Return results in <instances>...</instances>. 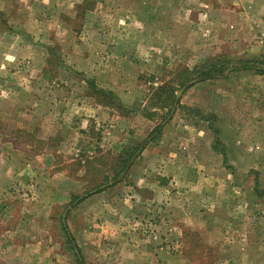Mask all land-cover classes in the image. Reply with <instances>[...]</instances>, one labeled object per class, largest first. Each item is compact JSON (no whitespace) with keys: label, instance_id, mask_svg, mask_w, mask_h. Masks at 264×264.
<instances>
[{"label":"rangeland","instance_id":"obj_1","mask_svg":"<svg viewBox=\"0 0 264 264\" xmlns=\"http://www.w3.org/2000/svg\"><path fill=\"white\" fill-rule=\"evenodd\" d=\"M19 1L20 7L15 2L8 11L11 24L5 22L4 27L23 35L28 49H21L23 61L0 74V89L21 92L22 105L27 106L20 121L14 116L6 123L0 120V130L13 145L31 146L35 152L50 143L51 124L46 118L39 121L31 107L39 102L41 92L46 99L53 96L58 102L54 118L60 124L52 140L64 142L65 148L77 145L86 151L81 156L72 151L76 160L68 163L70 171L77 173L81 168L84 182H92L89 187L77 184L75 194H83L97 186L93 183H110L116 158L148 138L178 99L161 133L146 145L176 160L183 168L181 177L193 181L192 186H178L174 192L180 190L179 198L189 193L197 198L208 196L202 203L208 212L226 203L219 210L234 214L228 215L229 223L234 219L235 225L243 223L241 226L255 230L256 236L264 233V197L256 191L257 182L264 190V74L230 72L198 81L205 66L221 59L264 61V0ZM4 18L7 13L0 11V22ZM30 47L44 55L40 66L26 57L33 51ZM44 66L48 70L45 76L39 71ZM101 89L113 96L99 93ZM71 99L75 106L69 104L68 108L62 103ZM89 100L104 107L105 123L97 125L90 113H85L91 106ZM11 109L9 103L5 110ZM115 125H119L116 131ZM83 129L88 131L83 133ZM4 142L1 138L0 146ZM2 159L0 153V162ZM208 162L219 165L217 173L207 170ZM138 173L137 169L132 182ZM212 176L218 182L233 180V185H205ZM5 190L2 193L0 187V212L7 214L0 217V225L8 222L35 230L27 236L32 243L44 238L60 248L64 264H77L61 226L65 207L54 212L57 217L40 220L34 189L17 183ZM119 193L123 194V189ZM157 226L151 219L139 220L145 234L142 240H150ZM189 241L197 248L188 256L198 260L202 238L193 234ZM11 246H0V261L27 264L26 259L18 261L22 250H10ZM33 253L38 254L36 250Z\"/></svg>","mask_w":264,"mask_h":264},{"label":"crops","instance_id":"obj_2","mask_svg":"<svg viewBox=\"0 0 264 264\" xmlns=\"http://www.w3.org/2000/svg\"><path fill=\"white\" fill-rule=\"evenodd\" d=\"M15 2H18L20 7L21 2L19 0ZM15 2L0 0V11L6 12L8 17L0 22V74H5L13 63L17 66L25 58L21 56V49L25 48L23 35L21 37L4 27L5 22L11 24L8 11H11V6ZM26 57L36 64L39 63L40 66L44 55L33 49L28 51ZM39 71L44 75L48 71L47 66L40 68ZM0 92L1 122L6 123L5 120L10 116L20 121L23 108H27L24 103V106L22 105V99L19 97L21 92L7 93L5 89H0ZM10 95H13V98ZM40 96L39 102L36 101L31 108L36 112L39 121L46 118L51 124L48 136L51 141L48 145L43 144L40 148H36L34 152L31 146L27 149L24 145V147L13 145V141L7 139L0 130V143L1 138L5 141L0 146V153L3 156V161L0 162V187L2 193L6 191L7 186H14L17 183L27 186L30 191L34 189L32 193L38 200L37 205L40 203L37 219L45 220L57 217L54 212L70 203L77 191V184H85L89 187L92 182L88 179L84 182L85 180L80 176L85 177L81 168L77 173L69 170L68 163L76 160L73 154L75 152L72 151L77 150L75 155L78 156L86 151L80 150L77 145H73L70 149L66 145L65 148L64 142L52 140L56 138L55 127L60 124L54 118L58 102L53 96L46 99L42 92ZM65 102L68 108L69 104L75 106L72 99L62 101L63 104ZM9 103L12 105L10 112L5 110ZM81 103L86 110L85 101ZM88 103L91 106L85 113H90L95 124L105 123L106 113L99 101L89 100ZM113 120L116 124V115H113ZM118 126L115 125L114 131ZM68 128H71L70 125ZM88 129L90 131V128ZM80 131L84 133L88 130ZM158 149L146 147L143 150L141 157H138V163L132 166L131 174L128 176L130 180L124 179L117 185L93 193L77 206L70 207L67 216L61 215L60 219H66L86 264H264V233L260 232L256 236L255 230L251 231L247 226H241L243 223L240 222L235 225L234 219L229 223L228 215L233 217L234 214L222 208H220L221 212L219 210V207L225 206L226 203L218 204L214 212H208L202 205L208 200V196L198 195L197 198L189 193L179 198L180 190L174 192V189L178 186H192L193 181H190L188 176H186L188 180L183 176L182 178L180 174L182 166L176 164L177 161L172 160L166 153L161 154V150ZM146 151H149V154ZM70 152L71 157L65 156ZM139 164L140 168H138ZM207 166V170L211 173L219 168V165L213 162H208ZM137 169L138 177H134L132 182L131 178ZM206 181L203 182L205 185L215 188L217 185H223L222 183H225L227 188L233 185V180L218 182L219 180L213 176ZM99 184L93 183V185ZM120 189H123V194L119 193ZM171 191L173 193H170ZM4 215L0 212V217ZM141 219H151L158 224L157 233H154L150 240H142L145 234L139 228ZM241 219L246 221L245 217ZM6 224V226L0 225V246L12 243L10 250L16 248L22 250V253H18V261L22 258V260L26 259L24 262L27 264H44L43 260L50 264H64L60 256L62 255L60 248H54L44 238L34 243L27 238L28 235L35 234V230H27L21 225H10L8 222ZM42 227L41 229L44 230ZM193 234L202 238L203 242L201 248L198 247V260L188 256L190 251L197 248L189 241V236ZM35 250L38 254L33 253ZM2 252L0 249V253ZM0 264L6 262L0 261Z\"/></svg>","mask_w":264,"mask_h":264},{"label":"trees","instance_id":"obj_3","mask_svg":"<svg viewBox=\"0 0 264 264\" xmlns=\"http://www.w3.org/2000/svg\"><path fill=\"white\" fill-rule=\"evenodd\" d=\"M241 71H253L258 74H264V61H252V60H246L243 62L233 63L229 59H221L216 61L215 63H210L207 66H205L198 74V81H205L209 79H214L217 77H225L227 73L230 72H241ZM95 85V84H94ZM101 94H106L107 96H113L112 92H106L104 89H101L98 91ZM179 100L174 99L172 106L168 112L167 117L163 120L161 124L155 127L153 132L149 135L148 138H146L139 146L135 147V149H132L127 152H122L117 158H116V164L114 166V172L111 182L99 184L95 186L92 190H89L83 194H74L72 196V200L70 203L65 207L64 215L67 216V213L69 212L70 207H75L79 203H81L85 198L91 196L93 193L103 191L107 189L110 186H114L119 184L121 181H123L125 176L128 174L132 166L134 165L136 159L140 156V154L143 152L144 148H146V145L155 139L158 134L161 133L164 125L166 124L167 120L169 119L170 115L173 112V107L178 105ZM217 133V130H216ZM219 140H217L216 144L213 146V148H216L217 143ZM222 154L223 151L221 152ZM257 182V181H256ZM256 191L257 193L264 197V190L260 189L259 184L257 182L256 184ZM61 226L65 232L66 238L68 243L71 246V249L74 251V255L76 257L77 264H86L85 258L82 254V251L77 244V241L73 234L71 233L66 219L63 220L61 218Z\"/></svg>","mask_w":264,"mask_h":264}]
</instances>
